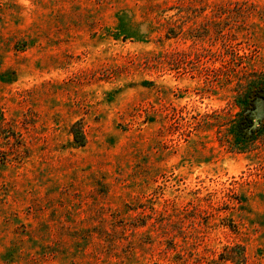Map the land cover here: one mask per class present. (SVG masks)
Listing matches in <instances>:
<instances>
[{"label": "rangeland", "instance_id": "1", "mask_svg": "<svg viewBox=\"0 0 264 264\" xmlns=\"http://www.w3.org/2000/svg\"><path fill=\"white\" fill-rule=\"evenodd\" d=\"M261 86L264 0H0V264H264Z\"/></svg>", "mask_w": 264, "mask_h": 264}, {"label": "trees", "instance_id": "2", "mask_svg": "<svg viewBox=\"0 0 264 264\" xmlns=\"http://www.w3.org/2000/svg\"><path fill=\"white\" fill-rule=\"evenodd\" d=\"M264 98V86L247 91L240 100L241 109L238 112V118L235 120L233 130H237L240 139H250L255 131L254 120L251 113L256 109V103L259 99ZM74 141L81 144L83 138L81 134L73 132Z\"/></svg>", "mask_w": 264, "mask_h": 264}]
</instances>
